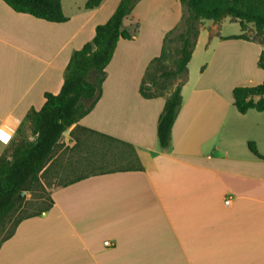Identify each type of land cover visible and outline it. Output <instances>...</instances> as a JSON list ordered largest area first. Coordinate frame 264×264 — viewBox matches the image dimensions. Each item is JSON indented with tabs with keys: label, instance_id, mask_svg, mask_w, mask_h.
I'll return each instance as SVG.
<instances>
[{
	"label": "crops",
	"instance_id": "obj_1",
	"mask_svg": "<svg viewBox=\"0 0 264 264\" xmlns=\"http://www.w3.org/2000/svg\"><path fill=\"white\" fill-rule=\"evenodd\" d=\"M86 2L62 0L67 20L53 22L0 0V129H12V141L31 129L27 114L44 94L61 90L72 53L120 0L92 9ZM186 15L180 0L136 3L123 24L133 37L118 41L100 99L64 132L53 158L74 153L75 135L88 132L133 146L142 168L50 183L52 207L19 222L0 244V264H264V110L240 113L233 97L236 86L264 81V45L230 38L242 32L227 28L230 17L199 23L167 150L157 136L166 97L140 92L165 36ZM77 125L88 131L72 137ZM10 145L0 142V157Z\"/></svg>",
	"mask_w": 264,
	"mask_h": 264
},
{
	"label": "trees",
	"instance_id": "obj_2",
	"mask_svg": "<svg viewBox=\"0 0 264 264\" xmlns=\"http://www.w3.org/2000/svg\"><path fill=\"white\" fill-rule=\"evenodd\" d=\"M13 10L31 14L47 21L63 22L62 0H4ZM139 0H120L109 19L98 24L93 39L75 50L66 66L61 90L46 92L45 102L39 110L31 109L27 114L32 139H18L11 144L8 153L0 157V244L13 234L17 225L26 217L40 215L52 207L53 199L43 182L53 159L61 147L64 132L87 115L96 105L102 94L106 78V67L110 63L120 39H131L133 33L124 27V19L132 13ZM187 11L182 29L177 35L176 28L164 38L160 55L154 57L141 82L140 92L145 98L165 96L166 101L158 119L157 136L160 148L167 150L171 144V132L182 103V85L187 78L188 63L199 35L202 20L220 21L230 17L239 21L245 30L248 23L255 25L257 34L264 32V0H180ZM102 0H87L85 7L92 9ZM230 38L247 37L244 33ZM178 45L172 49L171 42ZM264 44V43H262ZM174 57L173 66L168 65ZM258 65L264 70V49ZM178 82L173 85V82ZM258 96V99L255 97ZM234 105L240 113L250 109L264 110V81L253 86H236L233 89ZM87 128L76 126L77 130ZM93 132L92 130H89ZM105 136L109 140L113 137ZM13 139V138H12ZM249 149L261 157L254 142ZM74 149V146L73 148ZM139 164L137 168L141 169ZM67 183H73L74 180ZM40 192L45 205L29 212L26 208L27 193Z\"/></svg>",
	"mask_w": 264,
	"mask_h": 264
},
{
	"label": "rangeland",
	"instance_id": "obj_3",
	"mask_svg": "<svg viewBox=\"0 0 264 264\" xmlns=\"http://www.w3.org/2000/svg\"><path fill=\"white\" fill-rule=\"evenodd\" d=\"M231 20L228 21L227 28L230 30H239L241 28L239 21L232 18ZM205 22L206 24H211L212 20L206 19ZM185 25L181 26L175 32V35L184 29ZM137 28H135V31H137ZM245 28V30L241 29L242 32L240 34L244 33L247 37L256 38L264 43V32L258 35L253 23H248ZM170 45L173 49L178 43L174 40ZM173 60L174 57L168 60L170 67L173 66ZM177 82L175 80L173 85ZM75 136L78 137L80 144L74 153L66 149L61 150L55 158V161L51 163L48 171L43 175V182L47 186H50V183H55L56 185L65 184L70 180L90 173L115 169H131L139 166L138 157L133 146L109 140L105 136L94 133L78 132ZM23 138H33L31 129H25L18 137L19 140ZM26 198L28 200L26 208L29 212L44 206L46 203V201L40 198V192H29L26 194Z\"/></svg>",
	"mask_w": 264,
	"mask_h": 264
},
{
	"label": "built area",
	"instance_id": "obj_4",
	"mask_svg": "<svg viewBox=\"0 0 264 264\" xmlns=\"http://www.w3.org/2000/svg\"><path fill=\"white\" fill-rule=\"evenodd\" d=\"M14 131L12 129H0V142L4 144H9L13 138ZM228 202V201H227ZM106 245H110L109 241L105 242Z\"/></svg>",
	"mask_w": 264,
	"mask_h": 264
}]
</instances>
